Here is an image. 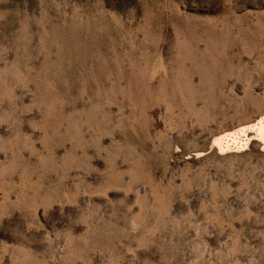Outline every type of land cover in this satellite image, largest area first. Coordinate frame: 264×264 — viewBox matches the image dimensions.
I'll list each match as a JSON object with an SVG mask.
<instances>
[{"label": "rangeland", "instance_id": "obj_1", "mask_svg": "<svg viewBox=\"0 0 264 264\" xmlns=\"http://www.w3.org/2000/svg\"><path fill=\"white\" fill-rule=\"evenodd\" d=\"M261 116L264 0H0V264H264Z\"/></svg>", "mask_w": 264, "mask_h": 264}, {"label": "bare ground", "instance_id": "obj_2", "mask_svg": "<svg viewBox=\"0 0 264 264\" xmlns=\"http://www.w3.org/2000/svg\"><path fill=\"white\" fill-rule=\"evenodd\" d=\"M249 130L254 132V134L251 136L247 134ZM241 135H245V138H241ZM250 140H256L261 146V150H264V116L258 118L257 122L252 125L243 126L239 130L216 137L214 145L217 146L221 153L241 151L248 145ZM233 147L236 149L232 150Z\"/></svg>", "mask_w": 264, "mask_h": 264}]
</instances>
